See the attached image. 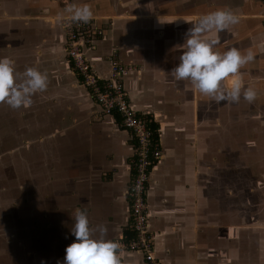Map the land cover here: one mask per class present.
I'll use <instances>...</instances> for the list:
<instances>
[{
  "label": "crops",
  "instance_id": "obj_1",
  "mask_svg": "<svg viewBox=\"0 0 264 264\" xmlns=\"http://www.w3.org/2000/svg\"><path fill=\"white\" fill-rule=\"evenodd\" d=\"M21 2L0 0V56L12 58L17 72L36 67L47 74V88L33 95L31 105L46 109L48 121L56 115L47 135L53 144L48 166L43 168L41 163L33 172L36 175L30 174L32 182L27 186L37 184V172L49 171L52 182L61 174L69 185L67 194L76 202L66 209L68 219L73 221L72 209L80 207L86 209L91 226L105 225L106 238L116 240L130 234L126 191L132 175L133 139L120 129L117 116L100 114V107L66 58L61 24L51 22L64 17L61 13L67 4L86 2L94 12L92 18L105 27L96 47L86 50L95 72L109 78L113 55L132 68L124 79L130 102L139 114L155 122L160 133L164 158L154 167L148 187L150 230L158 264H264L261 0ZM221 7L233 10L239 21L216 34V48L252 49L255 53V59L240 69L245 85L257 90L251 103L243 97L235 103H217L170 72L178 63L179 45L190 22ZM74 110L85 111L76 130ZM6 139L2 138L10 143ZM30 143L27 139L15 150L17 156H23L19 166L23 173L25 155L19 148L28 149ZM81 183L88 185V192L80 193L77 186ZM95 186L97 193L93 194ZM53 200L61 211L60 199ZM96 200L97 219L93 217ZM0 212V222H4L6 213ZM3 226L0 223V240L6 246L1 251L4 264H9L8 246L16 241L17 249L30 257L32 251L25 245L37 229L28 235L18 230L17 239L11 241ZM59 251L55 252L56 264L64 258ZM119 256L122 264H145L138 253L121 252Z\"/></svg>",
  "mask_w": 264,
  "mask_h": 264
},
{
  "label": "clouds",
  "instance_id": "obj_2",
  "mask_svg": "<svg viewBox=\"0 0 264 264\" xmlns=\"http://www.w3.org/2000/svg\"><path fill=\"white\" fill-rule=\"evenodd\" d=\"M70 23H88L94 12L88 3H69L61 13ZM160 21V20H159ZM239 16L226 7L201 14L191 21L184 33L178 63L170 72L176 80H187L199 94L220 103H235L241 97L251 103L257 97L252 85H245L240 69L255 59L252 49L241 51L229 47L216 48V34L235 25ZM161 22V21H160ZM189 22V21H188ZM47 74L36 67H26L22 73L15 69V61L0 56V102L13 109L32 104L35 93L47 88ZM75 239L65 247L63 261L57 264H122L117 240L106 238L104 224L90 225L86 209L77 207L70 228Z\"/></svg>",
  "mask_w": 264,
  "mask_h": 264
},
{
  "label": "rangeland",
  "instance_id": "obj_3",
  "mask_svg": "<svg viewBox=\"0 0 264 264\" xmlns=\"http://www.w3.org/2000/svg\"><path fill=\"white\" fill-rule=\"evenodd\" d=\"M20 4H22L21 0ZM58 20L53 19L51 22L52 24L60 23L62 27L63 17ZM94 22L95 26L102 27L98 21L95 20ZM102 28L105 30V27ZM66 58L68 60L67 53ZM83 113L85 114V111H73V130L80 126L82 121L79 117ZM88 117L90 118L89 115ZM55 118L56 115L51 116V120L48 121L46 109H40L32 105L26 109L23 107L13 109L6 103L0 102V209L4 214L6 213V217L3 219L4 222L0 223L4 225L3 228L8 229L11 241L17 239L18 230H23L28 235L31 234L33 229H37L35 236L29 235L30 242L25 245L26 250L32 251L30 257H28L26 251L24 255L17 249L18 243L16 241V244L8 246L7 261L9 264H56V250H60L61 255H65V247L75 239L70 232L73 221L71 218L68 219L66 209L69 205H75L76 202L73 195L67 194L69 185L66 180L64 181L65 176L62 177L59 174L60 177L52 182L53 179L50 180L49 171L44 170V174L37 172V184L36 182H34L35 185L31 183L32 188L27 186L28 182H32L30 174L35 173V169H38L41 163L44 162L43 168L48 166V157L53 144L49 140L50 136L47 135L51 127H54ZM90 126L89 123L88 128L92 129ZM97 133H99V130ZM88 136L94 135L89 134ZM2 138H7L10 143L2 140ZM27 139L31 141L30 147L28 149L19 148V153L25 155L23 173L19 168L23 156H17L18 152L15 150L17 146H24ZM41 139L42 141H40ZM34 173L33 176L36 175ZM77 188L80 189V193L88 192L86 183L79 184ZM95 193H97V186L93 191V194ZM53 199H60L61 211H58ZM95 203L93 217L97 219L100 212L96 207L97 200ZM20 219L23 220L19 221ZM5 249L6 246L0 240V264H4L5 258L1 257V251H5ZM42 249L46 250L43 254L40 253Z\"/></svg>",
  "mask_w": 264,
  "mask_h": 264
},
{
  "label": "built area",
  "instance_id": "obj_4",
  "mask_svg": "<svg viewBox=\"0 0 264 264\" xmlns=\"http://www.w3.org/2000/svg\"><path fill=\"white\" fill-rule=\"evenodd\" d=\"M261 15L264 26V0ZM65 50L68 61L81 83L88 89L90 96L100 107L101 113L118 117V126L130 133L134 143L131 159L132 175L126 191L129 203V235L116 239L119 244L118 254L131 252L141 254L145 264H158L155 249V236L150 230L148 187L154 167L164 158L159 141V130L147 116L139 114L132 106L124 79L132 68L120 62L115 56L110 57L111 72L107 79L98 75L86 50L94 49L104 35V29L95 26L94 18L88 23H65Z\"/></svg>",
  "mask_w": 264,
  "mask_h": 264
},
{
  "label": "trees",
  "instance_id": "obj_5",
  "mask_svg": "<svg viewBox=\"0 0 264 264\" xmlns=\"http://www.w3.org/2000/svg\"><path fill=\"white\" fill-rule=\"evenodd\" d=\"M152 127L155 129H157V125L156 124H153Z\"/></svg>",
  "mask_w": 264,
  "mask_h": 264
}]
</instances>
